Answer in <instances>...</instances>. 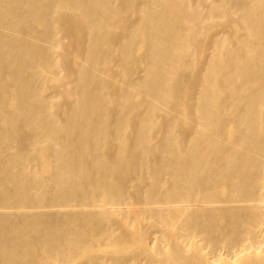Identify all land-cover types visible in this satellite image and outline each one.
I'll use <instances>...</instances> for the list:
<instances>
[{
	"label": "bare ground",
	"instance_id": "bare-ground-1",
	"mask_svg": "<svg viewBox=\"0 0 264 264\" xmlns=\"http://www.w3.org/2000/svg\"><path fill=\"white\" fill-rule=\"evenodd\" d=\"M0 264H264V0H0Z\"/></svg>",
	"mask_w": 264,
	"mask_h": 264
}]
</instances>
